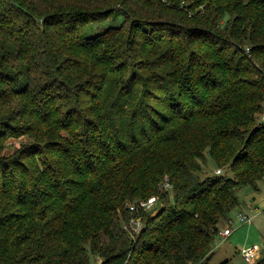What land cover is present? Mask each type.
<instances>
[{
  "label": "trees",
  "instance_id": "1",
  "mask_svg": "<svg viewBox=\"0 0 264 264\" xmlns=\"http://www.w3.org/2000/svg\"><path fill=\"white\" fill-rule=\"evenodd\" d=\"M263 108L264 0H0V113L39 148L0 155V264H207L264 176ZM152 196L156 228L128 208Z\"/></svg>",
  "mask_w": 264,
  "mask_h": 264
},
{
  "label": "rangeland",
  "instance_id": "2",
  "mask_svg": "<svg viewBox=\"0 0 264 264\" xmlns=\"http://www.w3.org/2000/svg\"><path fill=\"white\" fill-rule=\"evenodd\" d=\"M167 15V14H166ZM170 17L164 18L170 20L172 23H175L179 28H181V40H184V32L190 31V29H203L205 31H210L214 33L212 25L205 22L204 20H198V18H191L189 15L183 14L182 12H176L174 16L168 14ZM120 21H116V25L120 24ZM111 22L109 21V24ZM103 28L101 27L100 30ZM99 30V28H98ZM191 34V33H189ZM188 34V35H189ZM219 35V33H218ZM183 36V38H182ZM190 37V35H189ZM264 109V108H263ZM8 112V111H7ZM14 115H6V113H0V122L3 120V124H8L9 122L14 123V125L5 127L7 131L10 130L9 137L6 138V141L3 143V148L0 151V155L5 158H9L14 155H18L24 150H26V154H30L35 152L34 148L31 149L33 141L36 140L34 135L36 134V130L32 129L31 125H28L26 122L25 116H21L14 111ZM264 115V113H263ZM1 126V125H0ZM42 130V128L40 129ZM28 133V134H27ZM8 134V133H7ZM25 147H29L24 149ZM215 166L213 165L210 159H207L206 165L204 166V175H214L215 174ZM222 171V170H220ZM223 178H231V175L227 171H222L221 175ZM258 193L253 192L249 188H242L239 191L240 204H246L245 206L255 207L253 211H248V223H239L236 218L237 211H233L229 215V219L232 221L231 228L233 229L232 234L228 238H220L217 236L215 238V242L212 248V254L207 261V264H220L222 262L227 261L228 264H253L248 263L244 260V252L243 250L250 246H256L258 250L259 257L264 255V204H260V200L264 198V176L261 181L258 183ZM168 197L171 196L170 191H168ZM148 199H156V204L154 205L155 210L150 209L146 211L150 214L153 223L151 226L155 228L157 225L161 224L162 217H154L157 216L158 212L156 211L161 205L160 201L156 197H150ZM170 203V202H169ZM166 205V204H165ZM168 205V204H167ZM170 205V204H169ZM163 205H161L162 207ZM242 213H247V208L241 209ZM145 212V211H144ZM139 221H142L141 218H137ZM220 226L224 224L223 228H226L227 223L225 221L219 222ZM132 225V224H131ZM142 226V224H141ZM128 228V227H127ZM130 230V229H128ZM221 230V228H219ZM139 234V233H138ZM138 234L131 236V238H135ZM129 235V233H128ZM130 236V235H129ZM140 246V244H139ZM91 264H98V260L96 258H91Z\"/></svg>",
  "mask_w": 264,
  "mask_h": 264
},
{
  "label": "built area",
  "instance_id": "3",
  "mask_svg": "<svg viewBox=\"0 0 264 264\" xmlns=\"http://www.w3.org/2000/svg\"><path fill=\"white\" fill-rule=\"evenodd\" d=\"M261 121L264 123V115L262 116ZM220 172H221L220 170H217L215 172V174L218 175V174H220ZM165 188H168V186L166 185ZM155 203H156L155 199H148L146 201H137L135 203L129 204L128 208L130 211L137 209V208H141L144 211H148L150 209L154 210ZM251 209L253 210L252 207H250V210ZM236 218H237V221L241 224L249 222L248 215L245 213H242V212H237ZM226 223H227L226 228H223V229L218 231V236L220 238H223V239L227 238L231 234V232L233 231V229L231 228V225H232L231 219H228ZM127 227L128 226H125V225L123 226V228L131 236H134V235L138 234L140 232V230L142 229L141 221H139L138 219H132L130 221L129 227L128 228ZM128 229H130V230H128ZM243 252H244V260L248 263L255 262L259 257L258 250H257L256 246L247 247L243 250Z\"/></svg>",
  "mask_w": 264,
  "mask_h": 264
},
{
  "label": "crops",
  "instance_id": "4",
  "mask_svg": "<svg viewBox=\"0 0 264 264\" xmlns=\"http://www.w3.org/2000/svg\"><path fill=\"white\" fill-rule=\"evenodd\" d=\"M258 192H259V191H258ZM258 192H257V193H258ZM260 204H264V198H262V199L260 200ZM245 205H246V204H241V208L238 209L237 212H241V211H242L241 209L247 208V213H246V214H248V211H250V206H245ZM252 208L255 209V207H253V206H252ZM252 211H253V210L251 209V212H252ZM224 226H225L224 224H222L221 226H220V224H219V228H221V229H223ZM231 234H232V232H231ZM231 234H230V235H231ZM230 235H229V236H230ZM229 236H228V237H229ZM228 237H227V238H228Z\"/></svg>",
  "mask_w": 264,
  "mask_h": 264
}]
</instances>
